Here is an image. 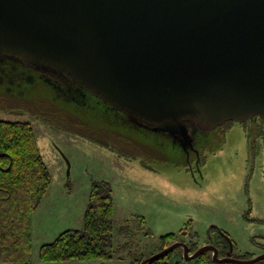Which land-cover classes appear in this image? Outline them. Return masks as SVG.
<instances>
[{
    "label": "rangeland",
    "instance_id": "1",
    "mask_svg": "<svg viewBox=\"0 0 264 264\" xmlns=\"http://www.w3.org/2000/svg\"><path fill=\"white\" fill-rule=\"evenodd\" d=\"M5 59L0 100L6 107L0 108V119L32 124L51 176L31 217V264H47L39 256L41 245L67 229H83L92 187L100 181L113 192V263L147 258L160 250L163 235L182 230L196 246L223 235L234 257L264 254V119L231 121L211 131L195 129V121L187 119L197 158L194 150L187 154L180 144L162 142L144 121L106 99L77 95V87L58 72L37 69L15 55ZM40 107L62 110L67 119L38 113ZM124 137L146 149L132 151ZM177 251L169 257L175 264H205Z\"/></svg>",
    "mask_w": 264,
    "mask_h": 264
},
{
    "label": "water",
    "instance_id": "2",
    "mask_svg": "<svg viewBox=\"0 0 264 264\" xmlns=\"http://www.w3.org/2000/svg\"><path fill=\"white\" fill-rule=\"evenodd\" d=\"M37 69L59 70L78 85L151 123L183 119L214 130L228 121L264 118V0H0V55ZM230 242L229 237H226ZM183 247L174 242L145 258L152 263Z\"/></svg>",
    "mask_w": 264,
    "mask_h": 264
},
{
    "label": "trees",
    "instance_id": "3",
    "mask_svg": "<svg viewBox=\"0 0 264 264\" xmlns=\"http://www.w3.org/2000/svg\"><path fill=\"white\" fill-rule=\"evenodd\" d=\"M5 58L6 55H0V62L15 59ZM0 103H3L0 108L6 107L5 102L0 100ZM25 104L31 105L33 111L38 108L36 104ZM46 111L59 122L67 119L59 109L40 107L38 113ZM121 139L123 143L130 140L125 137ZM130 144L132 151L138 147L146 149L132 139ZM50 183L51 176L41 155L32 124L28 121L0 119V264H31V217ZM113 215L111 185L104 181L95 182L90 193L83 229H67L54 241L41 245L40 259L47 264H71L67 263L71 261H80V264H120L113 263V253L116 252L112 248ZM183 234L184 230L178 234L163 235L159 249L168 246ZM215 242L219 246V255H225L228 241L221 237V240L217 239ZM172 253L160 259H169ZM204 254L199 257V261L205 264H220L213 260L212 255L205 257ZM145 258L143 255L134 256L126 264H140ZM160 259L148 264H163Z\"/></svg>",
    "mask_w": 264,
    "mask_h": 264
},
{
    "label": "flooded vegetation",
    "instance_id": "4",
    "mask_svg": "<svg viewBox=\"0 0 264 264\" xmlns=\"http://www.w3.org/2000/svg\"><path fill=\"white\" fill-rule=\"evenodd\" d=\"M2 55H11V54H2ZM53 72H58L60 75H62L64 78H66V80L67 81H69V83L71 84V85H75L76 87H77V90H78V92L79 93H77V95H79V96H81V97H83V98H87V97H90V98H93V99H95L96 97V95L95 94H92L91 92H90V90H88V89H86V88H84V87H82L81 85H78L73 79H71L67 74H65L64 72H61V71H59L58 69L57 70H53ZM59 86V85H58ZM70 91H72V90H70ZM73 92V91H72ZM85 101H87V100H85ZM129 113V112H128ZM130 114H132L133 115V118L134 117H138V118H140L142 121H144L143 122V125H145L146 127H148L149 129H151V131H153V132H156L157 133V135H159L160 137H159V139L162 141V142H164V143H167V142H170V141H172V142H174V143H176V144H180L182 147H183V149L187 152V154H189V151L190 150H194V152H195V154H197V158H198V156H199V151H198V149L197 148H195V144H196V136L194 135V133L191 131V128H190V126L187 124V119H183V123H184V125H186V127L188 128V130H189V133H190V138H191V144H189V145H187L186 146V149L184 148V146H183V144L185 143V137H184V135H183V133H182V130H181V128H179L178 127V125H177V123H176V121H174V120H164L162 123H151L150 121H148V120H146V119H143V118H141V117H139V116H137V115H135V114H133V113H130ZM259 118H261V119H264L263 117H255L254 119H250V120H258ZM247 121V120H246ZM228 122H231V121H228ZM228 122H226V123H228ZM245 122V121H244ZM226 123H224L223 125H221V126H219V127H217V128H220V127H223V126H225V124ZM216 128V129H217ZM195 129H197V126H195ZM215 130V129H214ZM220 137H221V134H218ZM226 135V131L223 133V135L222 136H225ZM197 163H199V162H197ZM223 236V235H222ZM222 236H220V237H222ZM223 238H225L224 236H223ZM226 240H227V238H225ZM217 240V239H216ZM215 239H213L212 238V240H210L208 243H212V244H214L213 242H215L216 241ZM228 241V240H227ZM174 242H184V243H186L187 244V246H188V248H189V251H190V254L191 253H194L196 250H198L199 248H195V247H201L202 245H198V246H196V245H194L193 243H191V241L189 242V240L186 238V236H184V234L183 235H181L180 236V238L179 239H176V240H174V241H172L169 245H171L172 243H174ZM168 245V246H169ZM214 245H216V244H214ZM217 246V245H216ZM167 247V246H166ZM218 247V249H219V246H217ZM165 248V247H164ZM179 249H181L182 251H181V253H179L181 256H183V250H184V248L183 247H178ZM230 248H231V244H230V242L228 241V250L226 251V254L225 255H227V253L230 251ZM160 250H162V249H160ZM159 250V251H160ZM174 251H177V248L174 250ZM158 252V251H157ZM173 252V251H172ZM171 252V253H172ZM178 252V251H177ZM173 254V253H172ZM225 255H223V256H225ZM220 256V255H219ZM223 256H220V257H223ZM161 260V262L163 263V264H175L174 262H172L171 261V259H160Z\"/></svg>",
    "mask_w": 264,
    "mask_h": 264
}]
</instances>
